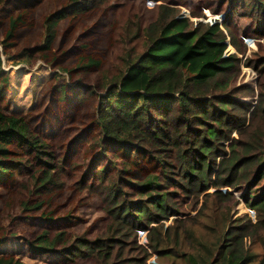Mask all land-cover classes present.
<instances>
[{"label":"trees","instance_id":"trees-1","mask_svg":"<svg viewBox=\"0 0 264 264\" xmlns=\"http://www.w3.org/2000/svg\"><path fill=\"white\" fill-rule=\"evenodd\" d=\"M31 1L0 0V13L16 4L29 8ZM164 1L158 2L159 16L143 48L130 51L121 63L114 60L109 68L99 57L78 58V66L94 67L88 71L101 88L91 87L98 94L95 124L73 138L91 132L84 149L98 147L83 171L69 157L75 147L54 154L51 143L17 111L18 98L10 111L0 106V189L7 179L16 184L14 192L3 195L0 264H35L38 256L53 264H147L143 245L138 246L142 254L129 253L140 229L156 264H264V54L253 52L246 61L260 77L256 92L240 83L246 43L232 27L264 30V0H229L222 19L211 22L199 18L206 14L197 6L183 15ZM108 2L64 0L54 9L47 6V14L38 18V40L17 53L46 50L60 21L93 7L109 9L114 3ZM23 8L7 14L0 89L10 79L3 75L2 60L16 49L13 30L25 19ZM210 9L221 13L219 5ZM57 81L60 99L67 83L62 74ZM70 90L78 103L84 101L81 90ZM142 159L159 169L142 173ZM240 183L253 217L233 220L231 208L212 214L208 207L197 213V222L178 216L185 215L175 200L180 193H209L210 187L220 192ZM65 190L78 200L57 212L49 199ZM16 223L28 230H15ZM19 234L20 248L12 244ZM26 247L31 262L22 257Z\"/></svg>","mask_w":264,"mask_h":264},{"label":"rangeland","instance_id":"rangeland-1","mask_svg":"<svg viewBox=\"0 0 264 264\" xmlns=\"http://www.w3.org/2000/svg\"><path fill=\"white\" fill-rule=\"evenodd\" d=\"M64 0H33L29 3V8H23L20 4L14 5L13 10L10 7L4 9V13H0V40L7 29V14L17 12L23 8L27 12L23 14L24 21L17 24L13 30V40H16V49L12 51V56L2 60L5 70L3 75L9 76V82L2 85L0 95V106L10 111V106L15 105L16 99L19 103L15 106L19 111L25 113L32 127H35L47 141L52 145L54 154L60 155L66 151L68 146L75 147L71 149L70 158L78 161L77 169L83 171L87 166L89 158L95 154L98 147H85L84 138L73 140L75 136L84 128L95 124L98 106V94L94 93L96 84L94 75L89 72L94 71L92 65L84 68L78 66L79 56H95L102 59L104 65L112 68V62L116 60L121 63L124 58L129 56L131 52L143 48V43L147 42L150 24L159 16L160 0H109V4L114 5L105 9L104 5L93 7L84 13L69 15L58 24L52 44L46 50L38 48L31 51L30 55H19L17 50L24 46L32 47L38 40L40 31L39 19L47 14V6L53 9L61 5ZM67 1V0H66ZM229 0H183L181 4L167 0L164 1L165 6L175 8L178 13L183 15L190 14V7H198L202 12H207L204 20H213L214 18L222 19ZM169 4V5H167ZM219 5L221 13L210 12V8ZM224 10V11H222ZM193 19L196 17H192ZM200 18V17H199ZM248 22L249 19L247 18ZM232 25V24H231ZM240 33L242 41L246 43V49L240 54L241 60L245 62L242 66L243 79L240 83H249L256 92L259 89L260 77L257 71L247 65L246 61L250 57H254V53L264 54V33L258 30H252L250 25L246 29L238 27L236 24L232 26ZM1 47V44H0ZM233 50L232 47H229ZM46 53L47 57L42 59L40 54ZM132 56V55H131ZM107 67V66H106ZM56 73L58 76L56 77ZM59 74L62 79L66 80L65 97L57 99L59 90L55 89ZM56 84V85H55ZM35 85L34 91L32 86ZM37 86V87H36ZM70 86L77 90H81L84 101H78L72 95ZM94 86L95 88H91ZM98 91L101 88H97ZM97 91V92H98ZM22 94V96H20ZM55 97V103L52 104ZM255 97V96H254ZM25 106V107H24ZM20 109V110H19ZM234 133V132H233ZM236 135V134H235ZM84 149V150H83ZM141 170H158L159 165L152 160L142 159L140 163ZM5 187L0 189V228L5 227L3 221L6 217L3 200L9 192H14L16 184L11 179H7ZM243 183L234 186H222L220 192L214 191V187L208 188L209 193L203 192H184L180 193V197L175 200L178 202L179 217L188 216L195 217L197 222V213L205 212L208 207V213L219 214L225 213L227 208H231L229 214L232 219L238 217L250 216L248 212V204L242 196ZM11 190V191H9ZM229 191V193H225ZM2 194V195H1ZM5 195V196H3ZM78 200L75 193H69L65 190L61 194H56L49 199L50 205H53L57 212L67 209L70 205ZM234 204V205H233ZM216 207V208H215ZM253 215V214H252ZM207 219V216H201L200 220ZM8 222V221H7ZM6 222V223H7ZM21 223L14 225L15 230H28L22 228ZM32 227V226H27ZM11 229V225L9 228ZM54 228H51L53 231ZM14 247H18L23 243V237L19 234L18 239L13 237ZM143 245L147 248L148 256L147 264H156L158 259L156 253L147 246L145 230L140 229L136 233V243L133 244L130 254H142L138 246ZM260 245V244H259ZM29 248L23 249L22 257L25 261L31 262L33 257L28 255ZM35 264H53L46 262L38 256L33 260ZM79 264H82L78 262Z\"/></svg>","mask_w":264,"mask_h":264},{"label":"clouds","instance_id":"clouds-1","mask_svg":"<svg viewBox=\"0 0 264 264\" xmlns=\"http://www.w3.org/2000/svg\"><path fill=\"white\" fill-rule=\"evenodd\" d=\"M205 14L207 15V12H205ZM207 16H200V19H202V20H204L203 18H206ZM209 20V19H208ZM204 21H206V20H204ZM210 22H211V20H209ZM254 99H256V96L255 97H253ZM247 207H249V208H252V207H250V206H247ZM253 209V208H252ZM250 217H253V215H250Z\"/></svg>","mask_w":264,"mask_h":264},{"label":"built area","instance_id":"built-area-1","mask_svg":"<svg viewBox=\"0 0 264 264\" xmlns=\"http://www.w3.org/2000/svg\"><path fill=\"white\" fill-rule=\"evenodd\" d=\"M210 19V18H209ZM248 212L252 215V214H254V210L252 209V208H249L248 209Z\"/></svg>","mask_w":264,"mask_h":264}]
</instances>
